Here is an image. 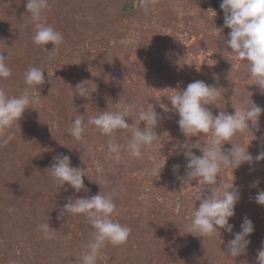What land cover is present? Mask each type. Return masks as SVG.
<instances>
[{
  "label": "rangeland",
  "instance_id": "374dc122",
  "mask_svg": "<svg viewBox=\"0 0 264 264\" xmlns=\"http://www.w3.org/2000/svg\"><path fill=\"white\" fill-rule=\"evenodd\" d=\"M47 2L43 22L64 37L54 60L33 43L27 0H0V52L9 57L12 72L9 79H0V88L10 97L22 95L30 67L44 69L46 81L29 89L40 103L25 111L7 133L14 139L0 147V264H83L95 230L83 215L57 216L69 198L100 193L113 194L118 215L112 219L132 232L126 245L102 249L97 264H257L258 251L264 249V206L254 198L264 191V160L256 162L255 157L264 151V111L259 131L249 122L250 132L233 141L247 147L253 162L217 177L218 186L221 180L232 182L239 192L229 219L233 231L219 229L220 235L204 239L186 231L200 205L193 202L198 180L186 178L188 161L181 145L199 142L204 147L209 137L184 136L167 98L202 81L221 92L216 106H207L214 116L220 111L234 114V107L247 99L264 110V95L242 67L246 62L227 47L231 29L224 27L223 0H159L147 12L139 0ZM81 83L88 98L75 93ZM236 86L240 95L233 97ZM133 104L137 112L152 104L162 118L155 129L159 142L153 150H143L142 161L122 151L116 164L108 138L95 126H88L80 142L68 132L77 115L86 122L89 116ZM125 119L139 125L135 116ZM139 126L145 127L143 122ZM130 138L127 131L117 133V143ZM222 147L230 150L233 145ZM192 152L202 156L198 149ZM58 155L68 156L70 166L82 171L88 192L76 193L54 181L50 168ZM163 163L154 175L152 169ZM174 165L179 166L175 172ZM245 217L254 227L247 237L250 244L245 255L231 258L228 243L241 232ZM43 223L56 231L55 239L43 238L38 230Z\"/></svg>",
  "mask_w": 264,
  "mask_h": 264
},
{
  "label": "clouds",
  "instance_id": "9594fccd",
  "mask_svg": "<svg viewBox=\"0 0 264 264\" xmlns=\"http://www.w3.org/2000/svg\"><path fill=\"white\" fill-rule=\"evenodd\" d=\"M158 3L159 0H139V7L147 12ZM47 8V0H27L26 9L30 14V22L34 24L33 43L48 53L49 60H54L64 44V37L61 32L43 22V14ZM220 8L224 13V27L231 29L227 47L235 54L237 60L246 62L242 67L254 81L251 85H256L259 93L264 95V0H223ZM48 44L53 45L51 51L45 49ZM8 59V56L6 58L3 52H0V79L7 80L12 76L11 69L7 66ZM43 70L30 67L24 73V82L28 87L18 97H10L3 88H0V147L6 148L14 139L13 135L7 133L22 119L25 111L28 108L33 109V105H39V97L34 96L29 89L46 82ZM47 71L48 76L52 77L53 73ZM75 93L88 98L85 83L78 84ZM233 93V97L240 95L238 86L233 89ZM167 98L172 105L171 111L180 117L178 125L184 136L196 137L202 133L209 137L204 147L199 142L181 145L186 150L184 155L188 161L186 178L188 181L198 180L193 202L198 201L200 205L193 211L186 231L204 239L220 235L219 229L231 234L233 227L229 224V219L235 215L234 208L240 196L232 182L223 183L221 180L218 186L217 177H221L224 170L232 171L245 163L253 162L254 158L248 153L247 147L236 145L233 141L237 134L250 132L249 122L251 128L259 131L258 121L264 110L247 99L242 107H234V114L220 111L214 116L207 106H216L217 101L221 99V92L202 81L189 84L183 92L173 91ZM136 109L137 105H125L117 112L106 111L95 117L89 116L86 122L84 116L77 115L68 132L75 141L80 142L84 139L88 126H95L101 135L108 138V150L113 154L112 159L116 164L121 161L122 151L142 161L143 150L151 151L159 142L160 136L155 129L162 118L152 104H148L145 110L137 112ZM131 116L138 118L139 125L143 122L145 127L141 129L135 122L129 125L125 118ZM124 131L131 133V138L126 144L117 143V133ZM225 143L233 147L230 150L224 149L222 146ZM192 149L200 150L202 156L194 155ZM261 160H264V151L255 157L256 162ZM164 166L165 163L155 165L152 169L153 174H160ZM178 168V165H174L173 171H177ZM50 170L51 177L60 185L67 184L76 193L89 191L84 185L82 171L70 166L68 156H55ZM109 171L115 173L116 170ZM254 200L258 205L264 206V191H261ZM66 214L83 215L95 230L87 244L88 252L83 256V264H97L102 249L108 245L124 246L131 236L130 227L112 219L118 212L111 193L103 195L100 193L90 198L75 200L69 198L67 204L59 211L57 219ZM38 230L43 233L46 240L56 238V231L49 223L39 225ZM253 231L252 222L245 217L241 232L235 234V238L228 243L227 254L231 258L246 254L250 244L247 237ZM257 255V264H264V249L258 251Z\"/></svg>",
  "mask_w": 264,
  "mask_h": 264
}]
</instances>
